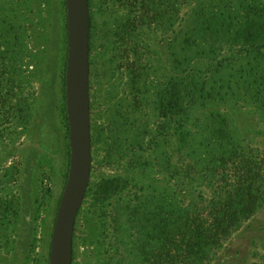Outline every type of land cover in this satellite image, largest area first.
Wrapping results in <instances>:
<instances>
[{"label":"rangeland","instance_id":"1","mask_svg":"<svg viewBox=\"0 0 264 264\" xmlns=\"http://www.w3.org/2000/svg\"><path fill=\"white\" fill-rule=\"evenodd\" d=\"M87 3L92 161L72 264H264V0ZM66 53L64 0H0V264H48ZM246 160L252 212L233 182ZM222 200L234 219L215 246L203 217Z\"/></svg>","mask_w":264,"mask_h":264},{"label":"water","instance_id":"2","mask_svg":"<svg viewBox=\"0 0 264 264\" xmlns=\"http://www.w3.org/2000/svg\"><path fill=\"white\" fill-rule=\"evenodd\" d=\"M67 53L64 108L69 160L52 229L48 264H72L73 233L91 173L89 97V7L87 0H64Z\"/></svg>","mask_w":264,"mask_h":264},{"label":"trees","instance_id":"3","mask_svg":"<svg viewBox=\"0 0 264 264\" xmlns=\"http://www.w3.org/2000/svg\"><path fill=\"white\" fill-rule=\"evenodd\" d=\"M64 81V80H63ZM64 85V83H63ZM66 128H67V119L65 115ZM69 155V152H68ZM250 160L244 161L242 165L237 164L233 166V182L235 183V189L242 196L243 201L241 202V210L243 212H252L256 207V196L253 195V191L255 194H259V190L253 187L252 185H248L246 182L244 185V181L249 178H253L255 176L254 165ZM262 176L259 178L261 180V186L264 187V169H262ZM260 173V174H261ZM67 177V174H66ZM262 187V188H263ZM223 189H233L227 185H224ZM263 192V191H261ZM234 211L232 206L228 204V202L220 201L216 205L213 206L212 212L209 214V217H203V227H206L208 232L211 233V240L216 245L220 244L222 240V236L226 235V230L231 225ZM214 231V233H212Z\"/></svg>","mask_w":264,"mask_h":264}]
</instances>
